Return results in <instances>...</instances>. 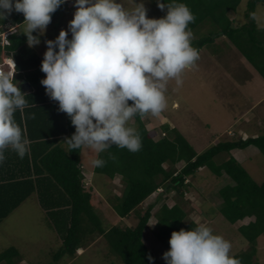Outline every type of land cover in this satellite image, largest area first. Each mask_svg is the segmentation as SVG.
I'll list each match as a JSON object with an SVG mask.
<instances>
[{
  "label": "trees",
  "instance_id": "1",
  "mask_svg": "<svg viewBox=\"0 0 264 264\" xmlns=\"http://www.w3.org/2000/svg\"><path fill=\"white\" fill-rule=\"evenodd\" d=\"M159 1L165 8L174 2ZM175 2L185 4L195 16L194 22L188 25L191 31L205 25L216 29L219 36L226 37L264 79V34L257 28L254 18L256 6L264 0H246L242 23L235 16L241 0ZM63 7L64 4L51 14V19ZM7 22L18 28L24 22V16L13 11L0 24ZM213 35L198 40L195 49L213 42L218 36ZM4 58L14 61V81L21 80L29 86L28 91L22 92L26 95L27 107L18 110L14 118L29 140L30 150L23 158L10 148L5 151L6 158L0 164V222L34 193L50 226L62 241L55 258L63 254L78 256V249L83 250L92 241L102 238L124 264H149V256L152 257L151 264H163L143 241L150 218L158 222L149 229L150 232L168 251L173 231L194 230L200 225L190 217L198 210L204 219L213 221L220 214L234 225L246 240V248L232 256L240 264H259L255 255L257 239L264 235V179L260 184L255 183L233 152L255 146L264 156V132L245 139L235 137L221 141L196 153L176 128L162 124L164 133L155 139L144 122L147 114L134 116L141 149L133 153L126 148L112 146L97 155L96 158L103 159L105 163L103 167L94 168V172L106 176L110 182L118 178L125 186L119 196L109 191L107 201L121 220L132 214L136 222L128 226L120 220L104 228L92 204V187H86L84 183L82 148L73 150L66 144L63 146V141L71 137L75 128L70 117L59 110L58 102L46 94L40 83L45 76L40 70L43 57L28 45L23 32L15 29L7 36L6 44L0 42V63ZM221 153L228 154V158L216 164L214 158ZM15 156L18 161L13 160L12 163L16 162L18 173H11L10 168L3 170L9 167V161ZM202 167L221 180L214 184V194L221 201L218 206L210 203L206 206L207 198L202 192L197 195L196 202L186 196L192 190L197 191L191 177ZM4 171L9 176L2 175ZM224 180L226 183L223 184ZM101 185H106V182ZM160 188L167 196L171 195L172 205L164 201L157 206L158 195L156 203L142 209L143 201ZM245 219L249 221L243 223ZM17 255L15 248H8L0 254V261Z\"/></svg>",
  "mask_w": 264,
  "mask_h": 264
},
{
  "label": "clouds",
  "instance_id": "2",
  "mask_svg": "<svg viewBox=\"0 0 264 264\" xmlns=\"http://www.w3.org/2000/svg\"><path fill=\"white\" fill-rule=\"evenodd\" d=\"M64 3L0 0V21L13 11L22 13L28 45H39L51 14ZM74 6L68 31L61 30L55 40L45 41L40 69L45 74L40 83L46 94L58 102L75 128L63 143L73 150L90 148L97 155L112 146L138 152L141 137L129 121L136 115H160L167 107L169 81L181 86L184 71L195 67L199 59L188 28L195 16L175 0L159 19L147 18L142 4L128 11L118 0H75ZM158 6L165 8L163 3ZM12 32H0V42L6 44ZM14 67L10 58L0 63V164L9 148L20 158L30 150L14 118L28 104L13 79ZM91 163L96 168L105 161L96 158ZM169 245L162 257L166 264H240L230 255L231 243L204 224L194 230L173 231ZM148 259L151 264L152 257Z\"/></svg>",
  "mask_w": 264,
  "mask_h": 264
},
{
  "label": "rangeland",
  "instance_id": "3",
  "mask_svg": "<svg viewBox=\"0 0 264 264\" xmlns=\"http://www.w3.org/2000/svg\"><path fill=\"white\" fill-rule=\"evenodd\" d=\"M118 2L128 11L142 4L146 9L147 18L150 19L163 18L167 13L166 8L161 9L158 6L161 3L159 0H118ZM74 5L75 0H65L62 11L51 19L44 34L39 36L40 44L31 46L40 57H43L46 51V40H55L61 30L68 31L69 22L76 11ZM245 6L246 0H241L235 12L240 23L245 20L243 17ZM254 18L257 28L264 34V3L256 6ZM23 23L16 28L7 22L0 28V32L15 29L23 32ZM191 32L193 34L191 44L194 48L201 38L211 34L218 36L213 42L198 50L199 59L195 62V67L184 71L181 86L177 87L174 80L169 81L166 91V109L158 116L147 114L144 119L151 135L155 136V139L161 137L164 133L161 125L166 123L170 128H176L196 153H201L218 142L241 137L243 133L247 134V137L262 134L264 132V79L262 76L226 37L219 36L216 29L205 25ZM33 35L37 33L33 32ZM68 39H71L70 32ZM129 126L135 127L133 119L129 121ZM235 153L252 180L257 184L262 183L263 154L255 146H248ZM80 157L84 171L92 178L85 179V186H92V204L96 214L102 220L103 227L108 228L118 223L121 218L110 207L107 194L110 191L119 196L122 190H125V186L123 187L118 178L110 182L107 181L106 176L94 172L91 161L96 159L97 154L92 149L82 148ZM227 158L228 154L221 153L214 158V162L218 164ZM191 178L197 193L192 190L186 195L187 198L196 202L197 195L202 192L207 198L206 206L209 203L218 206L221 201L214 194L216 190H214V184H219L221 180L204 167L199 168L195 176ZM102 182H106V185H101ZM158 195L160 196L157 206L164 201L172 205L171 195L167 196L164 189L160 188L143 201L140 207L144 209L156 203ZM190 217L199 224L210 227L214 234L229 241L230 255L237 254L246 248V240L235 230V226L227 222L220 214H217L213 221L204 219L198 210L192 212ZM121 221L128 226H133L136 219L131 214ZM248 221L249 219H245L243 223ZM154 223L155 219L150 218L143 241L153 254L166 264L162 257L167 250L150 232L154 228V225L151 226ZM61 246L62 241L58 233L50 226L34 193L0 222V254L8 248H15L18 251L17 256L0 261V264H124L102 238H97L83 250H79L78 256L71 257L63 254L55 258V253ZM256 246L255 259L259 264H264V235L257 239Z\"/></svg>",
  "mask_w": 264,
  "mask_h": 264
},
{
  "label": "crops",
  "instance_id": "4",
  "mask_svg": "<svg viewBox=\"0 0 264 264\" xmlns=\"http://www.w3.org/2000/svg\"><path fill=\"white\" fill-rule=\"evenodd\" d=\"M17 86H18V88H19V90L21 91V93L22 92H26V91H28L29 90V86H28V84H25L23 81H21V80H18L17 81ZM241 138H243V139H245V138H247V134H245V133H243L242 134V136H241ZM63 146H64V143H63ZM81 151H82V149H81ZM238 151V150H237ZM236 152V151H235ZM235 152H233V156L238 160V161H241L240 159H238V155L237 156H235ZM7 153V152H6ZM235 153V154H234ZM9 157V156H8ZM11 158V157H10ZM12 159V158H11ZM17 159V157L15 156V159H12V160H10L9 158H8V160H10L9 162H10V165H9V167H4V169L3 170H7V169H11V173H18V167H16L15 166V163L16 162H13L12 163V161L14 160V161H18V160H16ZM8 162V163H9ZM7 168V169H6ZM9 169V170H10ZM2 170V169H1ZM8 170V171H9ZM83 172H84V175L86 176V179H88V180H91L92 178L90 177V174H87V172H85L84 171V167H83ZM3 173V172H2ZM2 175H6V176H9L8 174H7V172H5L4 171V173L2 174Z\"/></svg>",
  "mask_w": 264,
  "mask_h": 264
}]
</instances>
